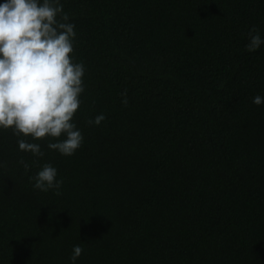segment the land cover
<instances>
[{"label":"trees","instance_id":"16d2710c","mask_svg":"<svg viewBox=\"0 0 264 264\" xmlns=\"http://www.w3.org/2000/svg\"><path fill=\"white\" fill-rule=\"evenodd\" d=\"M60 3L83 141L0 129V264H72L74 245L75 264H264V45L245 48L264 0ZM45 163L59 192L33 188Z\"/></svg>","mask_w":264,"mask_h":264},{"label":"clouds","instance_id":"9594fccd","mask_svg":"<svg viewBox=\"0 0 264 264\" xmlns=\"http://www.w3.org/2000/svg\"><path fill=\"white\" fill-rule=\"evenodd\" d=\"M63 12L60 0H0V129L11 128L17 136L32 140L51 137L47 147L70 156L81 146L83 135L72 118L84 91L82 62H73L74 24ZM264 45V35L253 26L248 32L246 50ZM264 104V96L252 98ZM127 104V99L123 100ZM105 119L98 114L90 123ZM61 137H63L61 139ZM18 148L34 156L44 155L38 143L18 139ZM25 170L29 164L20 161ZM58 171L45 163L36 173L33 188L59 189ZM83 249L74 245L75 264Z\"/></svg>","mask_w":264,"mask_h":264}]
</instances>
